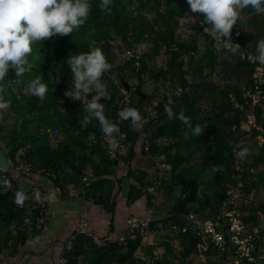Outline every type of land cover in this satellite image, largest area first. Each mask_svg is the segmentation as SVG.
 Returning <instances> with one entry per match:
<instances>
[{
  "label": "rangeland",
  "instance_id": "rangeland-1",
  "mask_svg": "<svg viewBox=\"0 0 264 264\" xmlns=\"http://www.w3.org/2000/svg\"><path fill=\"white\" fill-rule=\"evenodd\" d=\"M97 2L99 16L90 14L83 26L64 36V41L57 35L33 46L29 59L35 67L31 72L16 79L15 71L9 70L7 79L16 80L4 82L7 86L3 95L11 106L0 118V145L12 162L30 156L36 164L59 171L64 187L71 184L68 177L77 183L78 174L90 170L94 177L91 189L104 193L109 204L113 193L125 189L128 201L137 196L153 209L148 216L153 245L139 249V242L131 247L110 241L97 246L93 240L82 238L69 264H138L154 251L162 254L163 264H219L217 254L199 250L194 240L178 234L168 236L164 222L172 218L179 203L190 208L207 205L206 201L215 197L216 176L223 179L221 175L227 172L213 151L207 153L212 136L205 126L212 121L223 131L235 124L242 135L248 115H254L259 133L252 131L244 143L250 154L241 166L246 187L258 188L256 197L264 199V154L255 160L264 152V128L257 123L259 117L264 123V85L260 101L253 106L241 91L251 73L250 66L243 62L256 56L257 43L264 38V15H256L251 7L241 11L232 29V41L241 48L233 54L203 31L210 25L188 10L186 0H112L110 12H102L100 0ZM186 14L196 22L185 20ZM92 47H100L112 65L101 78L110 96V100H100L106 116L117 122L121 109L135 107L145 120L142 131L130 127L137 132L135 140L127 139L123 132L116 136L120 147L115 155L99 121L87 118L86 101L64 95L72 87L67 59ZM37 77L48 83L42 102L28 90L29 82ZM96 94L93 90L87 98ZM236 102L243 103L245 110L236 109ZM164 104L177 114L183 110L192 118L193 126L203 127V135H193L179 119L169 120ZM199 118L203 120L198 122ZM149 157L165 161L171 168L159 178L157 166ZM4 177L11 183L6 166L0 170V178ZM125 178L131 179L134 191ZM154 179L160 184L148 198L145 188ZM251 182L257 184L251 187ZM11 185L13 188V182ZM12 188L5 191L0 187V250L14 249L24 232L20 219L10 212ZM256 211L264 227V205H258Z\"/></svg>",
  "mask_w": 264,
  "mask_h": 264
},
{
  "label": "built area",
  "instance_id": "built-area-1",
  "mask_svg": "<svg viewBox=\"0 0 264 264\" xmlns=\"http://www.w3.org/2000/svg\"><path fill=\"white\" fill-rule=\"evenodd\" d=\"M187 8L190 10L188 4ZM255 57H249L250 61L254 63V68L249 75L250 80L241 87L242 95L248 98L252 106L260 101V93L264 85V65L259 64ZM235 108L245 110L243 103L236 102ZM247 118L249 119L243 128L244 134H238L237 125L232 124L231 126L236 143H246L256 127L254 115L251 113ZM117 122L120 128L122 121L118 118ZM129 125L132 127L131 123ZM120 132H122L121 128ZM117 144L115 149L120 147L118 141ZM115 149L112 150L113 155H115ZM149 159L157 166L156 171L159 178L171 168V165L165 161H158L157 158L152 157ZM241 165L242 161L235 156L232 147L231 159L226 168L229 177L225 184V196L222 200L214 197L209 205H204L199 210L190 209L186 213L177 215L176 221L171 220L164 224V232L170 237L174 234H185L194 238L199 250L217 254L219 264H264V227L260 225V213L256 211V207L264 199L256 197L255 190L258 188L246 189L245 172ZM6 169L14 181L12 188L14 201L17 191H23L27 196L22 207L16 205L21 212L22 230L29 237L36 236L43 231L50 216L49 193L52 191L58 196L62 195L61 177L54 171L35 166L25 160L16 162L8 160ZM93 178V173L90 170H83L79 181L72 182L68 186L69 191L74 195L75 187L79 186V193L84 194L87 188L91 187ZM159 184L160 181L154 179L152 184L145 188L146 192L152 195ZM35 190L39 191L43 203L36 202ZM251 215L253 216L251 217ZM124 225V231L117 237L116 243L126 244L130 239H138L139 249L141 246L154 244L153 234L150 231L151 219L148 216L129 213L125 217ZM80 238L91 239L97 246H103L112 241L109 237L95 234L86 216L81 213L75 228L63 241L56 264H69V257ZM162 258V254L154 251L150 258L142 257L138 264H156Z\"/></svg>",
  "mask_w": 264,
  "mask_h": 264
},
{
  "label": "clouds",
  "instance_id": "clouds-1",
  "mask_svg": "<svg viewBox=\"0 0 264 264\" xmlns=\"http://www.w3.org/2000/svg\"><path fill=\"white\" fill-rule=\"evenodd\" d=\"M190 12L199 14L204 22L210 25L203 31L214 40L220 41L224 49L235 54L241 48L232 41V29L240 18L243 9L251 7L256 15H264V0H186ZM112 0H100L99 8L102 12L111 11ZM91 5L89 0H0V118L10 106V100H6L3 93L6 89L5 81L15 82L25 73L31 72L35 67L29 57L33 54V46L41 41H46L57 35L63 37L72 35L89 19ZM192 24L196 21L187 15L184 18ZM255 60L264 65V38H261L256 46ZM67 64L72 73V87L64 93L74 101H86L85 112L88 119L95 118L99 121L102 135L109 141L110 150H114L118 144L116 136L120 134L119 124L109 119L105 114V104L101 98L110 100L106 85L102 83V76L109 72L112 65L108 62L100 47H92L87 52L69 56ZM15 71L16 79H7L9 70ZM42 77L31 80L28 90L31 95L38 97L42 102L46 99L48 83ZM96 91L90 100L87 95ZM154 104H156L153 101ZM164 113L169 120L179 119L184 125L192 129L195 136L203 135V127L200 124L193 126L192 118L181 110L178 114L173 107L164 104ZM117 116L120 121L130 120L133 129L142 131L145 120L140 111L135 107L121 109ZM235 156L243 161L250 154V150L242 142L233 144ZM5 166V165H4ZM3 167H0L2 170ZM0 187L5 191L12 188L10 181L0 178ZM37 203H43L38 190L34 192ZM27 196L23 191L15 194L17 206H23Z\"/></svg>",
  "mask_w": 264,
  "mask_h": 264
},
{
  "label": "crops",
  "instance_id": "crops-1",
  "mask_svg": "<svg viewBox=\"0 0 264 264\" xmlns=\"http://www.w3.org/2000/svg\"><path fill=\"white\" fill-rule=\"evenodd\" d=\"M124 180L130 187L131 179ZM75 189L74 195L68 187H63L60 196L51 191L49 193L50 216L43 231L30 237L25 233L24 242H20L14 249L1 250L0 264H56L63 241L75 228L81 213L86 216L95 234L109 237L112 242H115L124 231V220L127 214L137 213L149 216L153 210L146 207L141 199L128 201L125 195L127 190L123 189L120 194L113 193L111 201L114 202L115 207L113 212H110L104 207L103 202L95 201L91 187L87 188L84 194L79 193V186ZM97 194L99 192H96L95 196ZM101 194L105 202H108L106 195Z\"/></svg>",
  "mask_w": 264,
  "mask_h": 264
},
{
  "label": "trees",
  "instance_id": "trees-1",
  "mask_svg": "<svg viewBox=\"0 0 264 264\" xmlns=\"http://www.w3.org/2000/svg\"><path fill=\"white\" fill-rule=\"evenodd\" d=\"M92 3V4H91ZM90 3L91 5V13L92 15L94 16H99L98 14V2L97 0H92ZM235 38H233L234 40H237V36H234ZM62 40L64 41L65 40V37L63 36L62 37ZM256 55H257V52H256ZM246 63L250 66L251 68V72L254 68V63H252L250 60H244L243 64ZM264 88V86H263ZM257 115L259 116L260 115V111H257ZM203 119L199 118L198 119V122L202 121ZM206 120V119H204ZM262 119L259 117L257 119V123L258 125H261L262 128H264V123H262ZM206 123V122H205ZM206 125V124H205ZM232 126V125H230ZM120 128H121V131L123 132L124 136L129 139V140H135L137 138V132H134L132 131V129L129 127V120H126V121H122L121 124H120ZM205 129L208 130V134L210 136H212V140H211V144L208 146L210 149V151L208 150L207 153H213L215 154L216 158H218V160L221 162L222 165L226 166V168L228 167L229 165V162H230V159H231V149H232V146L230 145V141L235 144L236 143V138L234 137V132L231 130V127H229L228 130L226 131H223L222 128H220L219 124L216 123V121H212V123H208L206 126H205ZM222 132H221V131ZM259 130L254 128L253 129V132L255 135H257L259 132ZM264 132V130H263ZM264 152L258 154L257 156H255V160L256 161H259V159L262 158ZM177 156L173 157L172 159V162L173 165L176 163L175 162V159H176ZM25 161H28V162H31L33 163L35 166H38V167H42L38 164H36L35 162H33L31 160V157H27L26 159H24ZM14 162H16V160L14 159L13 160ZM42 168H45L47 170H50L46 167H42ZM51 171H54L55 173H57L59 175V177H61V180H60V185L61 187H64L65 185V180L63 178V176H61V174L59 173V171L55 170V169H52ZM81 174V173H80ZM80 174H78V181L80 179ZM216 183L218 184V186L215 187V192H214V196L216 197V199H220L222 200V198L225 196V190H226V187H225V184L227 182V179L229 177V173L228 172H225V174H222L221 177H223V179H219L218 177L219 176H216ZM11 178V177H10ZM11 180V183L14 182L13 181V178L10 179ZM134 180H136V178H134ZM68 181L69 182H75L74 180H72V178H70L69 180V177H68ZM77 181V182H78ZM138 182H140V180H137ZM257 183L256 182H251L250 183V186L253 187L255 186ZM189 187H191V184H188ZM131 189H133V191L135 190L134 187L130 186ZM129 189V194H132V190ZM246 189H249V187H247ZM97 191V190H96ZM96 191L94 190L93 191V195H94V199L97 203H101L103 202L104 203V207L107 208L110 212H113L114 210V202L112 203H108V202H105V199L102 197V192H99V194H97V196H95L96 194ZM98 193V192H97ZM145 193L147 194V197L150 198L151 195L145 191ZM136 198L132 199L131 201H134V200H137L139 199V197L137 196H134ZM207 202V205L210 204L211 201H206ZM262 203V202H261ZM264 204H259V206H263ZM9 207H10V212L12 215L18 217L20 219V216H21V212L20 210L17 208L16 206V203L14 202V199H13V194H12V191H11V195H10V199H9ZM203 207V206H202ZM202 207H199V206H195V207H184V204L182 203H179L175 206L174 208V211L172 212V218H170L169 220L165 221L164 224H167L169 221H176L177 220V215L181 214V213H186L188 212L190 209H193V210H199L201 209ZM253 215H251L252 217ZM21 221V220H20ZM180 236H183V237H187L189 239H192L194 240V242H196V240L188 235H185V234H179ZM24 239H25V232H22L21 235H20V242H24ZM80 240H82V238H80L76 245H75V248L74 250L76 249L77 245L79 244ZM137 242H139L138 239L136 240H128L126 244H129L131 247L134 245V244H137ZM197 243V242H196ZM73 250V251H74ZM1 252V250H0ZM70 258L71 256L69 257V261H70ZM156 264H163L162 260H159L156 262Z\"/></svg>",
  "mask_w": 264,
  "mask_h": 264
},
{
  "label": "water",
  "instance_id": "water-1",
  "mask_svg": "<svg viewBox=\"0 0 264 264\" xmlns=\"http://www.w3.org/2000/svg\"><path fill=\"white\" fill-rule=\"evenodd\" d=\"M8 160L9 159L7 157L6 151L3 150L2 146L0 145V167H3L4 165L6 166Z\"/></svg>",
  "mask_w": 264,
  "mask_h": 264
}]
</instances>
